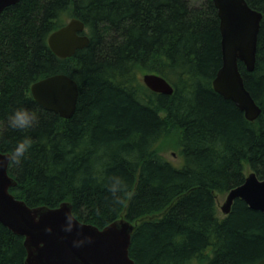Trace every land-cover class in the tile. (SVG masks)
Instances as JSON below:
<instances>
[{"label":"trees","instance_id":"16d2710c","mask_svg":"<svg viewBox=\"0 0 264 264\" xmlns=\"http://www.w3.org/2000/svg\"><path fill=\"white\" fill-rule=\"evenodd\" d=\"M255 63L238 61L245 88L260 106L250 121L212 88L221 66L219 18L211 0H18L0 12V151L29 136L20 164L9 160V187L29 206L69 201L81 221L102 227L136 222L134 264H255L264 257V212L243 200L218 216L217 193L249 171L264 177V0ZM77 17L87 46L58 57L50 32ZM154 72L173 87L154 92ZM64 73L77 83L73 114L63 118L31 95L33 82ZM27 108L38 122L14 130L7 118ZM176 148L180 165L162 152ZM112 176L128 185L114 205ZM99 210V214L97 213ZM23 237L0 223V264H24Z\"/></svg>","mask_w":264,"mask_h":264},{"label":"water","instance_id":"95a60500","mask_svg":"<svg viewBox=\"0 0 264 264\" xmlns=\"http://www.w3.org/2000/svg\"><path fill=\"white\" fill-rule=\"evenodd\" d=\"M18 0H0L2 9ZM219 18L221 66L211 84L214 91L231 100L246 119L253 121L261 112L243 83L238 68L241 61L247 71L255 63L256 41L262 13L246 0H211ZM89 37L84 23L69 18L47 36V44L58 57L71 56L76 49L87 46ZM141 80L154 92L171 94L172 85L154 72L143 73ZM32 97L45 109L63 118L70 117L76 106V81L64 73L45 76L30 86ZM10 153L0 151V223L23 237L26 249L24 264H134L129 256L131 233L136 222L115 219L97 227L79 220L69 201L55 207L29 206L9 192L16 181L7 173ZM243 200L250 208L264 212V177L249 171L244 180L231 187L219 208L226 215L235 199ZM75 218L72 231H65V213ZM83 227H80V226ZM85 240L77 245L75 241ZM255 264H264V257Z\"/></svg>","mask_w":264,"mask_h":264},{"label":"clouds","instance_id":"9594fccd","mask_svg":"<svg viewBox=\"0 0 264 264\" xmlns=\"http://www.w3.org/2000/svg\"><path fill=\"white\" fill-rule=\"evenodd\" d=\"M8 126L14 130H27L32 128L37 122V115L27 108H16L7 118ZM33 140L29 136H25L19 140L12 149L9 160L15 164H20L22 159L25 158L26 153L31 148ZM2 163V162H0ZM108 191L111 193L112 202L114 205H123L128 195V185L125 180L120 176H112L109 178L107 184ZM99 214V210H97ZM66 226L65 231H72L75 226V218L71 212L65 213ZM80 227H83L82 225ZM85 240L75 241L77 245L83 244Z\"/></svg>","mask_w":264,"mask_h":264},{"label":"rangeland","instance_id":"374dc122","mask_svg":"<svg viewBox=\"0 0 264 264\" xmlns=\"http://www.w3.org/2000/svg\"><path fill=\"white\" fill-rule=\"evenodd\" d=\"M162 154L169 160L173 161L174 164L180 165L182 158L179 156V152L176 148H167L162 152ZM181 159V161H180ZM245 174L249 172L248 166L245 164V169H244ZM226 193H217L216 194V200H217V209H218V216L221 217L224 214L221 212L219 206L223 202L225 198Z\"/></svg>","mask_w":264,"mask_h":264}]
</instances>
